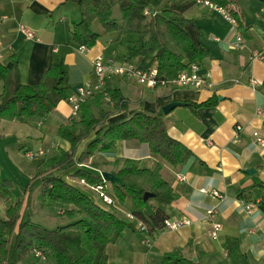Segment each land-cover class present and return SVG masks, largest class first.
<instances>
[{
	"label": "crops",
	"instance_id": "0c3cea01",
	"mask_svg": "<svg viewBox=\"0 0 264 264\" xmlns=\"http://www.w3.org/2000/svg\"><path fill=\"white\" fill-rule=\"evenodd\" d=\"M234 9L241 28L233 18L232 22L225 19L218 7L195 2L184 12L199 27L206 52L197 63L203 71H209L210 86L150 89L120 76L106 80L109 83L105 88H119L130 106L108 120L136 111L156 115L167 134L193 154L186 163L171 166L152 154L147 144L136 140L117 141L104 152L105 159L96 163L99 173L113 174L118 168L115 162L124 159L137 160L147 169L160 163L161 175L174 193L168 219L191 220V224L177 230H159L149 247L145 245L147 233L139 231L135 223L134 228L125 229L116 242L106 246L109 264L111 256L117 261L126 259L129 264H162L163 257L173 252L185 258L184 264L193 257L192 261L199 264H264V206H259L264 204V145L256 139H264V60H250L254 51L264 54V0H236ZM80 16L77 5L63 0H0V63L7 66L17 62L13 71L19 73L21 83L36 85L52 62L60 59L68 67L73 91L93 80L92 61L97 56L125 63L135 37L118 38L115 32L103 31L105 36L98 33L100 37L92 48L81 50L69 32ZM19 24L32 30L34 39H26L18 31ZM238 37L242 44L236 47ZM252 79L256 84H251ZM0 89L2 94L3 83ZM159 97L168 98L164 105L173 101L183 104L164 114L163 105H156ZM207 100L215 104L195 106ZM79 113L71 118L67 101L51 108L48 115L56 122L55 134L60 124L78 119ZM236 125L241 130L234 141ZM55 144L46 157L70 147L63 139ZM94 153L90 155L91 163ZM76 169L73 166L63 177L75 187L70 178ZM248 169L254 171L247 173ZM108 190L111 192V188ZM213 191L221 197L213 196ZM126 204L130 207L132 203ZM245 205L250 206V212ZM212 208L216 212L208 219L207 211ZM120 209L119 214L127 213ZM212 221L220 226L216 240L209 237Z\"/></svg>",
	"mask_w": 264,
	"mask_h": 264
},
{
	"label": "trees",
	"instance_id": "16d2710c",
	"mask_svg": "<svg viewBox=\"0 0 264 264\" xmlns=\"http://www.w3.org/2000/svg\"><path fill=\"white\" fill-rule=\"evenodd\" d=\"M63 1L76 4L80 9L79 21L73 22L69 29L76 45L92 48L97 43L100 35L91 31L97 21L106 33L115 32L118 38L135 37V45L125 62L141 69L156 68L163 78L173 79L190 63L200 62L206 52L199 27L184 16L196 0ZM207 1L223 9L241 28L234 9L236 0ZM115 7L119 9L117 19L113 17ZM16 64L15 61L7 66L0 63V81L4 85L0 94V121L46 117L51 108L74 95L69 85L68 67L62 60L55 59L36 85L21 83L19 73L13 71ZM167 101L168 98L159 97L156 105L160 107ZM214 104L213 100H207L195 106ZM128 106L129 100L119 88H105L80 102L78 119L57 127L59 137L70 147L46 157L32 174L29 186L39 188L42 207L58 205L57 214L62 212L73 220L49 229L26 216L22 200L13 202L4 216L0 215V264H109L106 246L116 242L125 229L141 222L146 227L142 232L151 236L163 228L170 217L174 193L161 175L160 163L147 169L134 159L118 160L113 174L122 180L123 186L111 184L110 192L98 166L89 162L93 152H106L120 140L147 144L152 154L171 166L192 158V152L167 134L156 115L136 111L127 117L108 120ZM75 165L77 169L71 177L90 187L101 186L115 200L114 206L97 204L90 193L62 178V174ZM5 182L0 180V188L7 192ZM145 192L154 196L144 201ZM127 201L132 204L125 215L122 212L123 216L118 212ZM126 214L135 219L129 220ZM35 251L43 256H37ZM184 261L183 256L173 252L163 257L162 264H184ZM188 264L199 263L189 260Z\"/></svg>",
	"mask_w": 264,
	"mask_h": 264
},
{
	"label": "rangeland",
	"instance_id": "374dc122",
	"mask_svg": "<svg viewBox=\"0 0 264 264\" xmlns=\"http://www.w3.org/2000/svg\"><path fill=\"white\" fill-rule=\"evenodd\" d=\"M113 17L116 19L119 17L118 7L113 9ZM91 31L105 36L101 25L97 21L92 24ZM95 81L96 76L94 74L91 82ZM107 83L105 86L108 85ZM123 85L126 86V84ZM128 96L129 98L133 97L132 94H128ZM55 125V120L49 115L43 118L33 116L28 118L19 117L13 121H0V180L7 182V186H5L7 192L2 191L0 188L1 216H4L6 210L12 206L13 202L22 200V208L26 209V216L46 228L54 229L59 225L66 224L73 220V218L69 219L63 214H57V210L60 209V206L58 205L54 207H42L39 188H31L29 186L30 179L36 168L43 162L45 159L44 157H46L48 153V156L50 155V149L53 146L52 144L56 145L55 142L61 141V138L55 134ZM42 133L45 134V138L42 137ZM48 149V153H44L42 156L36 158H28L25 155L27 151L34 153L39 150L47 151ZM104 159L105 153L96 151L92 157V163L99 164ZM64 175L65 172L62 174V178ZM70 181L77 187H81L86 193L92 194L96 203L102 205L101 201L98 199V195L93 191L88 190L86 185L75 178H70ZM107 185L110 189L111 184L108 183ZM129 208L130 207H127L125 202L123 209L129 211ZM111 257L113 258L112 264H129V261L126 259L117 261L114 260L115 256ZM192 260H194V257Z\"/></svg>",
	"mask_w": 264,
	"mask_h": 264
},
{
	"label": "built area",
	"instance_id": "2783aa9c",
	"mask_svg": "<svg viewBox=\"0 0 264 264\" xmlns=\"http://www.w3.org/2000/svg\"><path fill=\"white\" fill-rule=\"evenodd\" d=\"M195 2L203 3L209 6H214L207 0H196ZM218 9L222 12L225 19H227L230 22L233 21L232 17L228 13H226L223 9L219 7ZM18 31L21 32L26 39L32 40L35 37V33L23 24L18 25ZM241 44H242V40L240 37H238L234 45L236 47H239L241 46ZM80 49L84 50L85 48L80 47ZM256 59L264 60V54H262L261 52L254 51L251 54L250 60H256ZM92 64H93V71L96 76V81L95 82L88 81L82 86H79L75 90L74 95L70 96L67 100V102L71 106V115H70L71 118H75L76 116H78L80 102H82L87 96L91 94L102 92L103 90H105L106 80L113 78V76H120L126 80H133L136 83L150 89L163 87V86H172L174 88L200 89L210 86L209 71L206 70L203 71L201 69V66L197 62L190 63L186 70L181 71L173 79L170 80L159 76L156 68L141 69L137 67L135 64L129 62H125L123 64H116L114 60L112 59L104 60L102 56H97L95 59H93ZM251 84H256V81L252 79ZM257 112L259 113V110ZM240 130H241V126L236 125L234 141L238 140ZM256 139L259 144L264 145V139L258 137ZM48 152L49 149L47 151L39 150L34 153L31 151L29 152L27 151L25 155L28 158H36ZM179 179L183 180L184 177L179 176ZM87 187L88 190L93 191L98 195V199L99 201H101L103 206L112 207L115 205V200L108 193H105V191L102 189L101 186L98 187L87 186ZM212 195L216 196L217 198L221 197L220 194H218L215 191L212 192ZM245 210L247 212H250L251 210L250 206L245 205ZM215 212H216L215 208L209 209L207 211L206 217L208 219H211V216ZM58 214H62V212H58ZM126 217L129 220L135 219L131 214H126ZM189 224H191V220L185 217L176 220L167 219L164 222L162 229L177 230ZM211 224L212 226L209 231V237L213 240H216L218 238L220 226L217 222H213V221L211 222ZM137 226L140 231H144L146 229V227L141 222H138ZM157 235L158 233H154L151 236H148L147 240L145 241V245L149 247L151 245V241L155 239ZM35 254L39 257L43 256L42 253L38 251H35Z\"/></svg>",
	"mask_w": 264,
	"mask_h": 264
},
{
	"label": "water",
	"instance_id": "95a60500",
	"mask_svg": "<svg viewBox=\"0 0 264 264\" xmlns=\"http://www.w3.org/2000/svg\"><path fill=\"white\" fill-rule=\"evenodd\" d=\"M179 104H183V103L176 102V101L167 103L161 107V111H162V113L167 114L168 112H170L174 107H176ZM252 171H254V170L248 169L247 173H252ZM100 176L107 183L115 184L117 186H123L122 180L118 176H116L115 174H112V173H109L106 171H100ZM153 196H154L153 193L145 192L143 194V200L146 201L148 198H151Z\"/></svg>",
	"mask_w": 264,
	"mask_h": 264
}]
</instances>
